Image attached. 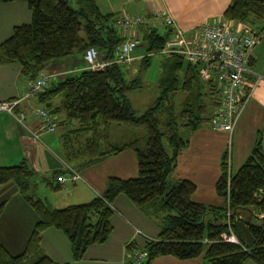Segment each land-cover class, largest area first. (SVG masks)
<instances>
[{
  "label": "trees",
  "instance_id": "16d2710c",
  "mask_svg": "<svg viewBox=\"0 0 264 264\" xmlns=\"http://www.w3.org/2000/svg\"><path fill=\"white\" fill-rule=\"evenodd\" d=\"M16 1L27 5L31 19L28 24L14 27L11 35L0 43V65L17 63L29 79H34L49 63L72 56L76 51L84 54L92 46L103 59L111 58L123 40L115 27L116 16L103 14L96 0H79L75 7L71 0H0V3ZM223 18L255 27L264 20V0H231ZM145 26L138 29L148 54L142 58V67L172 35L168 27L161 35L155 28ZM123 65L104 70L86 66L78 75L62 76L56 82L52 78L36 96L48 111L51 102L60 98L49 113L76 121L80 130L89 133L78 154L86 158V165L132 148L138 176L109 178L102 195L55 209L36 197L31 189L34 172L25 160L14 166H1L0 184L15 183L37 220L22 253L12 255L0 245V264H56L39 246L40 235L48 228L62 232L70 243L72 259L82 260L91 246L108 241L113 230V204L120 195L127 197L143 214L159 221L158 238L146 241L142 248L148 253L146 264L164 256L183 261L202 256L210 264H244L248 260L264 264L263 131L235 175L229 171L228 154L223 157L216 190L227 205L218 208L196 203L192 200L196 186L185 179L171 181L169 176L177 166L178 155L188 145L182 132L190 134L210 124L214 110L221 104V90L214 80L201 79L199 64H185L179 55L167 56L161 64L160 95L155 105L137 115L126 95L139 86L137 79L127 80ZM180 92L187 99L177 114L173 100ZM112 123L144 127L145 144L109 143L108 129ZM48 185L58 189L51 181ZM2 210L0 203V215ZM229 228L238 244L221 241V235L228 233ZM136 247L133 243L128 245L129 250Z\"/></svg>",
  "mask_w": 264,
  "mask_h": 264
},
{
  "label": "crops",
  "instance_id": "0c3cea01",
  "mask_svg": "<svg viewBox=\"0 0 264 264\" xmlns=\"http://www.w3.org/2000/svg\"><path fill=\"white\" fill-rule=\"evenodd\" d=\"M78 1L70 2L75 7ZM230 3L231 0H96L103 14H114L116 17L144 16L145 27L156 30L157 26H166L164 16H170L175 26L188 35L205 23H228L233 27L241 24L224 20L223 14ZM30 19V12L24 2L0 3V43L11 35L14 27L28 24ZM263 27L264 24L254 28L263 30ZM134 34L140 37L139 30L121 33L123 38ZM141 41L132 57L134 63L140 60L142 65L143 53H136L142 45ZM143 47L146 51L145 44ZM80 56L82 62L74 60V54L55 60L34 79L22 74L17 63L0 65V102H16L12 113L0 110V167L14 166L25 160L33 170L34 177L41 182L37 184L31 180V189L36 197L55 209L85 203L102 195L107 189L109 178L131 179L138 176L136 153L132 148L86 165V158L78 154L79 148H82L90 137L89 133L80 130L76 121H66L60 114H54L55 130L43 131L34 111L45 105L39 102L37 96L22 98L30 84L42 73L53 72V79L58 81L62 76L85 69L87 64L84 54L81 53ZM134 63L124 64V70L133 69ZM250 68L263 79L253 90L233 134L230 136L226 132L213 130L210 124H206L185 135L188 145L178 155L177 166L169 179L191 181L196 186L192 196L196 203L218 208L227 205L226 200L216 190V184L222 174L224 155L230 151L229 171L235 175L248 159L258 134L262 131L264 148V36L254 48ZM126 74L129 75L127 71ZM134 77L130 76L127 80L132 81ZM253 81L252 76L246 78V82ZM243 89H247V86ZM178 94L183 95L185 102L187 95L181 92ZM127 95L126 99L133 108ZM59 101L60 98H55L51 102L52 107ZM20 114L23 115L21 120L18 118ZM108 130L109 143L114 145L139 143V139H144V143L146 141V134L140 138L136 136L141 131L139 128L112 123ZM33 134H37V138H34ZM73 172L79 176L78 179L67 178L63 183H56L57 176L66 174L70 177ZM48 181H51L53 186L57 185L58 189H52ZM0 203L3 204L0 215V245L10 254L18 255L22 253L37 218L13 182L0 184ZM113 206L116 211L111 217L113 230L108 241L102 245L91 246L82 260L72 259L70 243L62 232L53 228L44 230L40 235L39 246L43 254L56 264H130L132 249L129 250L128 245L133 242L143 248L146 242L136 230L157 239L161 231L159 221L143 214L124 195L118 196ZM150 264L210 263L202 256L184 261L164 256L156 258ZM244 264L257 263L248 260Z\"/></svg>",
  "mask_w": 264,
  "mask_h": 264
},
{
  "label": "built area",
  "instance_id": "2783aa9c",
  "mask_svg": "<svg viewBox=\"0 0 264 264\" xmlns=\"http://www.w3.org/2000/svg\"><path fill=\"white\" fill-rule=\"evenodd\" d=\"M166 27L172 30V35L166 40L160 54L179 55L189 63L200 65V77L203 81L214 80L221 90V104L214 110L210 120L213 130L233 134L237 121L249 102L253 90L259 84L262 76L250 68L254 48L264 36V30L247 24L231 26L228 23H205L190 35L177 28L172 17L164 16ZM146 22L144 16L120 15L116 17L115 27L121 33L136 31ZM138 34L124 37L114 50L113 57L103 59L96 47H89L84 52L87 69L104 70L113 65L128 64L133 61L132 54L139 44ZM254 77L253 82L246 78ZM54 77L51 73L40 74L23 94V99H29L42 92ZM247 86V89H243ZM16 102H0V110L12 113ZM34 114L40 120L41 129L45 132L55 130V117L45 108H39ZM19 120L23 115H19ZM37 138V134H33ZM230 151L228 152V166ZM78 175L68 177L66 174L57 176V183L68 179L76 180ZM114 212L116 211L113 208ZM230 213L228 212V216ZM146 241L155 240L136 230ZM221 241L238 244V239L229 228L228 233L221 235ZM133 243V242H131ZM130 243V244H131ZM148 253L142 248H133L130 252V264H146Z\"/></svg>",
  "mask_w": 264,
  "mask_h": 264
},
{
  "label": "rangeland",
  "instance_id": "374dc122",
  "mask_svg": "<svg viewBox=\"0 0 264 264\" xmlns=\"http://www.w3.org/2000/svg\"><path fill=\"white\" fill-rule=\"evenodd\" d=\"M263 24L264 22H261V21L257 22L255 27L258 28L262 26ZM157 29L161 35H164L167 32V27L165 25L157 26ZM82 35H83V32H82ZM141 42H142V45L138 47L136 53L138 54L143 53L141 55L142 57H145L148 54L143 49L144 48L143 41ZM80 54H81L80 52L76 51L74 53V56H75L74 60L82 62V58ZM165 59H167L166 55L157 53V54H153L150 57H148V60L145 61V64H146L145 67H142L140 60L136 61L135 63L133 61L130 62L131 64L134 63L133 69H127L126 71L129 75L125 73V76L126 78H129L130 76H135L134 79H137V85L139 87L128 92L127 96L130 99V102L137 115L143 114L149 107H152L153 105H155V101L159 95V79L161 77V64ZM184 61H185V64H187V60H184ZM50 64L51 63H49L47 66H49ZM49 73L52 74L53 72H49ZM75 74L76 75L80 74V71H77ZM53 82H56V79H54ZM173 101H174L175 111L178 114L183 108L184 97L183 95L178 94L174 98ZM138 128L141 131L138 132L136 136L140 138L146 134V130L144 127H138ZM182 135L185 137L186 133L182 132ZM139 144L144 145L145 144L144 139L143 140L139 139ZM32 181L37 184L41 183L36 179V176L33 177ZM38 192L40 193V190H38Z\"/></svg>",
  "mask_w": 264,
  "mask_h": 264
}]
</instances>
